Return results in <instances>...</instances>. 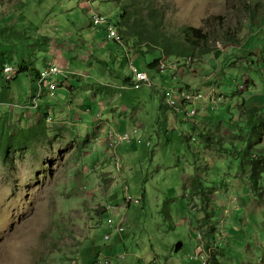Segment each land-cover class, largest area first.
<instances>
[{
    "label": "rangeland",
    "instance_id": "obj_1",
    "mask_svg": "<svg viewBox=\"0 0 264 264\" xmlns=\"http://www.w3.org/2000/svg\"><path fill=\"white\" fill-rule=\"evenodd\" d=\"M18 1L0 0V135L15 138L0 152V264H264V173L256 192L235 148L256 142L242 124L246 109L264 108V0H144L153 28L162 10L172 35L184 25L209 33L213 52L189 63L192 53L167 58L95 25L93 10L117 23L126 0ZM130 55L150 84L133 79ZM63 56L56 79L66 85L35 105L38 70ZM165 58L177 67H151ZM23 59L29 68L18 73ZM188 89L213 90L215 100L189 115ZM134 119L137 132L124 130ZM112 129L135 142H116ZM198 176L200 194L191 190ZM109 218L124 221L122 235Z\"/></svg>",
    "mask_w": 264,
    "mask_h": 264
},
{
    "label": "trees",
    "instance_id": "obj_2",
    "mask_svg": "<svg viewBox=\"0 0 264 264\" xmlns=\"http://www.w3.org/2000/svg\"><path fill=\"white\" fill-rule=\"evenodd\" d=\"M18 2L24 3V0H19ZM144 0H131L130 6L127 7V0L125 3L121 4L119 7L121 8L120 17L117 20V25L121 33L127 39L128 37H133L135 35L138 37V41L136 43L138 45L142 44H149V51H155L156 49L161 48L163 50L164 55L168 58L173 55L177 56H187L192 53L193 57H200L206 53L213 52V47L210 45V35L203 27H196L193 25H184L181 27V33L179 32L178 35L170 34L168 28L165 27V14L162 10H155V13H152V18H154V28L150 25V21L145 20L143 6ZM151 17V15L149 16ZM160 18V22H156ZM134 19V21H133ZM1 20V19H0ZM9 28H14V25H6ZM166 28V29H165ZM11 37L16 39V34L11 33ZM20 42V40H18ZM117 41V40H115ZM149 41H153V44L149 43ZM120 43L119 41H117ZM127 42L125 41V45L127 46ZM216 46H218L216 44ZM154 47V48H153ZM130 51V50H129ZM145 51V50H144ZM131 60V59H130ZM161 59H156L154 62L151 63V67L159 66ZM52 64V63H51ZM50 66V64L48 65ZM21 69L18 73L28 67V61L23 59L22 63L20 64ZM3 72L5 70V64L3 65ZM41 70H38V77L40 76ZM18 74L16 75V77ZM14 77V78H16ZM132 79H129L128 82ZM190 88V86H188ZM60 88V85H59ZM58 88V89H59ZM71 88H74L72 86ZM220 97V96H219ZM242 108L239 107V114ZM246 120L242 121L243 127H245L248 131H250L251 135L256 138V142H249L246 144L245 148L239 149L236 145L235 148L241 153L242 161L247 160L250 165L249 171V179L251 181V186L254 191L258 192L261 183L260 180L264 173V147L258 148V144L260 143L261 138L264 136V108H259L256 104L248 107L246 109ZM237 122L236 120H233ZM38 134L45 135V128L40 123ZM202 125V124H201ZM202 126V130L200 131V136L205 140L208 141L210 138L212 131L208 133L205 132ZM206 128V127H205ZM18 133H21L19 131ZM206 133V134H205ZM37 136V140H39V136ZM203 135L205 137H203ZM14 136V135H13ZM13 136H7L4 133L0 135V152L4 155H8L10 146L14 143ZM24 138L22 137V140ZM41 139V138H40ZM207 139V140H206ZM258 140V141H257ZM28 142V140H27ZM207 143V142H206ZM25 144V142H24ZM23 146V143H21ZM234 147V146H233ZM228 148V147H227ZM192 192H200L205 188V185L201 178L198 176L192 179ZM200 194V193H199Z\"/></svg>",
    "mask_w": 264,
    "mask_h": 264
},
{
    "label": "built area",
    "instance_id": "obj_3",
    "mask_svg": "<svg viewBox=\"0 0 264 264\" xmlns=\"http://www.w3.org/2000/svg\"><path fill=\"white\" fill-rule=\"evenodd\" d=\"M93 19L94 23L96 26L102 25V24H107L108 25V35L110 39H115L119 41L120 43H125L126 38L125 36L121 33L119 26L104 12L101 11H95L93 10ZM129 46V44H127ZM191 58L187 59V62H191ZM132 62V68H133V79L137 82H142L146 84L151 83V79L148 75V73L144 70L138 69ZM160 71H164L167 68H174L177 67L175 63H170L165 60H161L159 66H157ZM6 73L8 78L12 77L13 72L15 71V68L11 65L6 66L5 68ZM65 73V68L62 63L60 62H54L50 66L46 67L45 69L42 70L40 73V76L38 77L37 80V85L38 88L35 89V92L33 93L32 100L36 103L35 105L38 104V100L40 97L43 96L45 92L47 93H56L57 89L59 88L60 82L56 79V76L64 74ZM176 77L178 78V75L176 74ZM172 89L166 91L167 96H172ZM181 97H182V105H184L185 111L189 115H196L198 112V109L196 108L197 104H200L205 98L215 100L214 96V91H210L209 94L205 95L203 92L199 90H194V89H188V90H183L181 91ZM219 98V97H218ZM169 104L176 106L175 100L172 98H168ZM32 102V101H31ZM34 105V106H35ZM177 109H181V106H178ZM137 128H134L133 133L137 132ZM110 137L115 139L116 142H129V141H135V139L132 136V133L125 132V133H118L115 132L114 129L110 130ZM128 203L135 202L138 203L140 200L139 199H133L130 195L126 198ZM108 224L114 228V230L120 232V234L125 231L124 227V221H120L119 223H115L113 218L108 219ZM113 232L107 233L106 238L110 239L111 235ZM202 257H204L202 255ZM205 261L203 262V264ZM97 264V263H94ZM105 264H110L108 260L105 261Z\"/></svg>",
    "mask_w": 264,
    "mask_h": 264
},
{
    "label": "crops",
    "instance_id": "obj_4",
    "mask_svg": "<svg viewBox=\"0 0 264 264\" xmlns=\"http://www.w3.org/2000/svg\"><path fill=\"white\" fill-rule=\"evenodd\" d=\"M90 1H92V0H90ZM129 53H130V51H129ZM60 55H61V54H60ZM62 55H63V54H62ZM129 57H130V59H131V55H130ZM58 60H60V59H58ZM58 60H57V61H53V62H60V63L63 64L64 68L67 67V66L65 65V57H64V56H63V59H62V60H60V61H58ZM131 61H133V60H131ZM53 62H51V63H53ZM51 63H48V64H51ZM48 64H47V65H48ZM46 67H47V66H46ZM65 80H66V79L63 78V81L60 82V84H59L60 87H63V86L66 85V84H65ZM131 81H133V80H131ZM66 83H68V82H66ZM93 88H94L95 90L91 89V91L93 92L94 95H96V96H95L96 98H99V95H98L99 87H98V88L93 87ZM46 95H47V94H46ZM99 104H100L99 106H100L101 109L104 110V109L106 108V105H105L104 102H100ZM123 122H125L124 125H123V126L125 127L124 130H126V126H128L129 128H131V127H134V128H135V127L138 126V123H139L138 120H136V119H134L133 121H132V120H127V121L124 120ZM127 123H129V124H127ZM106 125H107L106 123H101V126H103V127L106 126ZM101 129H103V128L101 127ZM99 140H102V138H99ZM133 142H135V141H133ZM110 144H111V143H110ZM111 145H112V144H111ZM132 146H133V145H132ZM110 148H111V147H110ZM110 148H109V149H110ZM108 151H109V150H108ZM113 151H114V150H113Z\"/></svg>",
    "mask_w": 264,
    "mask_h": 264
},
{
    "label": "water",
    "instance_id": "obj_5",
    "mask_svg": "<svg viewBox=\"0 0 264 264\" xmlns=\"http://www.w3.org/2000/svg\"><path fill=\"white\" fill-rule=\"evenodd\" d=\"M181 245H182L181 243H178V244L176 245V250H178V249L180 248Z\"/></svg>",
    "mask_w": 264,
    "mask_h": 264
},
{
    "label": "bare ground",
    "instance_id": "obj_6",
    "mask_svg": "<svg viewBox=\"0 0 264 264\" xmlns=\"http://www.w3.org/2000/svg\"><path fill=\"white\" fill-rule=\"evenodd\" d=\"M116 233H117V232H116ZM122 234H123V233H122ZM122 234H121V235H122ZM117 236H118V235H117ZM114 237H115V236H114ZM115 238H116V237H115ZM106 239H107V238H106ZM109 240H110V239H109ZM118 241H119V240H118ZM103 261H104V260H103ZM103 261H102V262H103Z\"/></svg>",
    "mask_w": 264,
    "mask_h": 264
},
{
    "label": "clouds",
    "instance_id": "obj_7",
    "mask_svg": "<svg viewBox=\"0 0 264 264\" xmlns=\"http://www.w3.org/2000/svg\"><path fill=\"white\" fill-rule=\"evenodd\" d=\"M50 65H51V64H50ZM11 66H12V65H11ZM47 67H48V66H47ZM45 68H46V67H45ZM45 68H44V69H45ZM41 72H42V70H41ZM10 78H11V77H10ZM37 80H38V79H37ZM34 92H35V91H34Z\"/></svg>",
    "mask_w": 264,
    "mask_h": 264
}]
</instances>
